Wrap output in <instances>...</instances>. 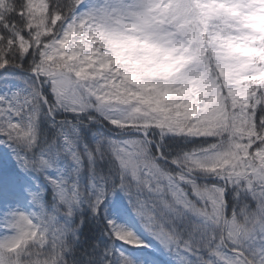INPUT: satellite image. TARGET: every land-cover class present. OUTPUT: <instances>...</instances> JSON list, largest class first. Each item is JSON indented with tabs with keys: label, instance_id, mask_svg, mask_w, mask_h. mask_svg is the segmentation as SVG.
I'll return each instance as SVG.
<instances>
[{
	"label": "snow or ice",
	"instance_id": "snow-or-ice-1",
	"mask_svg": "<svg viewBox=\"0 0 264 264\" xmlns=\"http://www.w3.org/2000/svg\"><path fill=\"white\" fill-rule=\"evenodd\" d=\"M0 264H264V0H0Z\"/></svg>",
	"mask_w": 264,
	"mask_h": 264
}]
</instances>
